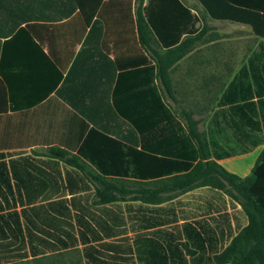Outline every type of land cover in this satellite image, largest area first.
Instances as JSON below:
<instances>
[{
  "label": "crops",
  "instance_id": "crops-1",
  "mask_svg": "<svg viewBox=\"0 0 264 264\" xmlns=\"http://www.w3.org/2000/svg\"><path fill=\"white\" fill-rule=\"evenodd\" d=\"M1 1L0 32L10 35L0 37V264H216L247 225L230 188L179 186L172 178L183 173L145 172V158L129 172L128 156L152 142L162 158L156 87L184 127L183 113L196 122L212 161L249 176L264 150V38L213 19L200 0H104L87 26L78 16L20 24L19 0ZM208 1L217 13L259 4ZM141 3L152 50L191 44L170 69L173 97L147 72L156 63L139 42ZM135 102L132 118L156 120L138 145L115 108ZM53 148L84 169L51 157ZM86 172L116 183L100 195Z\"/></svg>",
  "mask_w": 264,
  "mask_h": 264
},
{
  "label": "trees",
  "instance_id": "trees-1",
  "mask_svg": "<svg viewBox=\"0 0 264 264\" xmlns=\"http://www.w3.org/2000/svg\"><path fill=\"white\" fill-rule=\"evenodd\" d=\"M104 0H19L20 24L26 21L48 20L61 21L71 19L76 16L85 25H90L96 16ZM206 5L213 19L230 20L252 26L255 34L264 38V0L259 2L256 10L234 11L228 8L221 9V13L215 12L208 0H200ZM233 1V0H228ZM9 4L0 0V8L7 9ZM125 8L132 9L131 3L125 4ZM28 9L29 15H24ZM23 13V14H22ZM96 22H94L95 24ZM98 23H96L97 26ZM136 28L140 45L147 50H152L154 37L149 23L142 13V3L136 8ZM10 35V32H0V37ZM191 44L186 40L181 44L167 49L164 53L152 50L154 53L155 66H150L147 72H152V79L157 78L163 88L164 94L173 97V85L170 78V69L189 51ZM155 72V75H154ZM157 102L161 108L158 117H161L166 125V139L161 149L162 158H155L154 143H142L141 151L137 152L134 147L130 149L129 172H137L139 158H145V172H180L172 178L173 183L179 186H194L198 184L211 185L218 189L229 187L231 194L241 204L242 210L247 218V225L233 238L227 248L217 255L214 259L216 264H264V150L260 154L251 174L245 178L232 174L225 170L221 165L212 161L211 152L208 145L202 139L201 134L196 129V122L191 116L183 113L186 120L184 127L175 114L162 101L158 89L155 87ZM117 114L130 123L136 135V145L139 144L141 137L145 140V135L152 133L156 120L135 119L138 113V104L132 106L134 109L126 113L117 103L115 104ZM172 133L174 144L169 145V136ZM139 135V137H138ZM169 135V136H168ZM51 157L58 158L71 166L84 169L75 157H69V152L63 149H50ZM83 154V151H81ZM85 157L91 159L84 153ZM139 156V157H138ZM170 157H175L171 159ZM92 160V159H91ZM90 160V161H91ZM142 160V159H141ZM93 161V160H92ZM95 163V162H94ZM156 164L158 169H154ZM136 168V169H135ZM88 173L94 181L104 189L99 191L100 195L105 196L104 190H108L116 182L108 180L106 174L95 176L92 172ZM103 173V172H102ZM236 194H234V193Z\"/></svg>",
  "mask_w": 264,
  "mask_h": 264
}]
</instances>
